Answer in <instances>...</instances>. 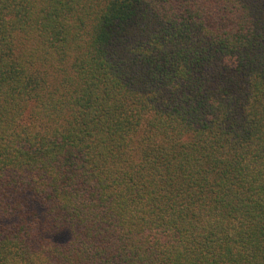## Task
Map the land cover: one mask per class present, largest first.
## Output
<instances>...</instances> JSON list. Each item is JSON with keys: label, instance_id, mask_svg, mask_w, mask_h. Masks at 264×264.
Returning <instances> with one entry per match:
<instances>
[{"label": "trees", "instance_id": "obj_1", "mask_svg": "<svg viewBox=\"0 0 264 264\" xmlns=\"http://www.w3.org/2000/svg\"><path fill=\"white\" fill-rule=\"evenodd\" d=\"M0 264H264V0H0Z\"/></svg>", "mask_w": 264, "mask_h": 264}]
</instances>
